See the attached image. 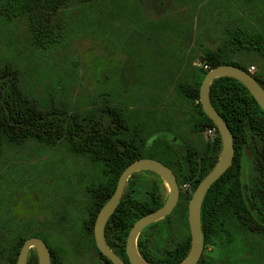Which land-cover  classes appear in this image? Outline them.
<instances>
[{"label":"trees","instance_id":"obj_1","mask_svg":"<svg viewBox=\"0 0 264 264\" xmlns=\"http://www.w3.org/2000/svg\"><path fill=\"white\" fill-rule=\"evenodd\" d=\"M103 1L110 4V8L108 5V8L102 9L106 13L113 12L112 4L117 5V11L112 13L111 18L122 19L128 6L138 10V5L133 0L129 4L127 0ZM175 1L182 2V6L188 5L186 11L195 13L198 9L202 10L203 4L200 3L204 0ZM247 1L259 10L260 18L264 22V0ZM220 3L216 2L217 8L214 11L215 14L219 12V17L233 10L229 7L224 10V4L230 5L229 0L222 5ZM98 4L97 0H0V13L4 15L0 22L10 24L5 34L1 35L0 32L1 43H8V47L3 46L2 49L6 50L0 56V153L5 145H22L28 141H34L46 149L64 143L71 154L95 164L98 167L97 173L104 174V182L99 181L94 185V192L98 197L93 200V204L95 201L98 203L93 217L96 210L110 197L119 175L130 162L142 157L161 161L174 173L179 186V197L171 213L164 218L163 226V220H158L144 228V241L139 253L150 264H179L190 248L187 221L189 199L199 181L217 162L221 150L220 135L212 120L203 112L199 101L201 81L208 69L219 64L230 63L248 71L251 60L243 64L227 61L230 55L245 53L250 56L256 53L264 59V31L254 30L251 26H240L230 19L224 25L221 17L223 28L221 31L219 27V30L225 35L221 44L215 48L198 44L195 50L189 49L188 59L195 60L198 50V58L201 60V64L192 66L191 77L181 80L182 82L176 80L178 71L183 68L180 64L176 67L177 74L169 72L168 82L160 86L161 92L166 93L176 80L175 89L184 101L179 112L190 127L188 134L176 123H170L165 118L159 120L148 114L143 116L145 120H139V116L127 112L126 106L119 100L125 96L130 81L127 86L120 85L118 89L102 83L99 94L93 96L92 104L83 106L82 109L71 106L73 110H70L66 99L55 98L54 94L44 92L37 83L29 79L30 75L35 76L37 72L42 74L44 71L41 69H53L52 64L42 66L41 61H54L59 48L72 34L80 36L104 29L105 34L102 36L105 37V42L112 41L113 35L117 34L121 39L125 35L126 40L123 42L126 44L131 36L132 21L143 24L154 36L161 35L163 42L172 32L170 43L180 42L181 45L186 44L189 47L190 35H184V30L179 26L182 23L177 21V18H183L175 16L177 14L167 11L159 20L148 21H143L140 14L133 15L137 20L130 21L125 16L123 28L109 35L105 25L106 19H109L108 14L105 18L95 16V11L101 9ZM21 19L25 20L27 53L31 57L23 64L20 62L22 55L17 56L18 49L14 52L17 41L13 36L16 29V24L13 23ZM233 22L236 25H231ZM29 60L35 63H27ZM78 64L73 66L78 67ZM67 71L75 74L72 67ZM252 74L264 88V80L255 72ZM140 81L137 80L138 83ZM122 82L120 78V83ZM140 85L147 86V97L152 98H147L148 100L159 101L157 99L160 93L156 97L153 95L156 83L148 81L145 84L141 82ZM110 98H113L114 103L110 102ZM209 99L231 130L234 154L230 166L210 186L201 203L200 226L203 242L205 247H211L217 254L206 264H264V111L248 89L230 76L216 77L211 81ZM159 124L174 127L176 141L157 136L148 142L156 131L154 128ZM210 128H215L216 131L209 140L203 136H193L203 134ZM144 129L147 132L149 130L150 134L143 133ZM244 165H248L247 171ZM144 172L155 177L149 179L145 186L135 180L136 174ZM183 184H188L190 190L183 191ZM246 196L253 208L247 202ZM166 197L167 190L156 173L143 170L128 178L120 201L105 229L106 238L116 240L115 244L109 241L107 244L126 264H130L125 252V239L129 229L139 217L160 207ZM163 233L171 240V245L165 249L167 253L157 251L156 245L148 246L146 242L157 241ZM30 236L41 235L28 233L23 236L9 232L6 238L8 244L3 243V237H0V257L4 264H16L21 246ZM98 253L105 264H113ZM26 264H38L35 252L28 255ZM50 264H62V258L52 255Z\"/></svg>","mask_w":264,"mask_h":264},{"label":"rangeland","instance_id":"obj_2","mask_svg":"<svg viewBox=\"0 0 264 264\" xmlns=\"http://www.w3.org/2000/svg\"><path fill=\"white\" fill-rule=\"evenodd\" d=\"M98 1V8L101 9L95 11V16L105 18L108 14L109 19H106L105 25L109 30V33L107 32L109 35L111 32H119L123 28L122 22L125 21L123 20L125 16L130 21L135 18L133 15L140 14L143 16V21H148L159 19L165 12L170 11L183 18L176 17L177 21L182 23L179 26L184 30V35L186 37L190 35L189 47L187 48L186 44L181 45L180 42L170 43L173 37L172 32L168 35L167 42H163L162 38L160 39L161 35L154 36L143 24L132 21L131 36L129 43L126 44L123 42L126 40L125 35L121 39L117 34L113 35L112 41L105 42V37L102 36L105 34L104 29L102 31L97 29L94 33L81 34L80 36L72 34L59 48L54 61H41L44 64H41L42 66L52 64L53 69H41L44 72L42 74L37 72L35 76L30 73L29 79L37 83L44 92L54 94L55 98L66 99L70 107H80L81 109L91 103L94 95L99 94L98 92L103 86L100 84L106 83L107 86L112 85L114 89H118L120 85L127 86V82L130 81L127 91L125 90V96L119 100L123 106H126L127 112L139 116V120L144 119L143 116L148 114L152 117L154 115L159 120L165 118L170 123H176L188 134L190 127L184 122L183 116L179 112L184 101L175 89V84L176 80L182 82L181 80L189 79L192 66L201 64L198 50V57L195 60L188 59L189 49L195 50L198 44L209 48L219 46L225 39L224 33L221 32L223 28L221 17H223L224 25H227L230 19L240 26H251L254 30L264 31V22L260 18L259 10L253 8V4L251 5L247 0L241 2L229 0L230 5L224 4L226 7L224 10L227 7L233 8V10L226 12L223 16L220 15V17L218 16L219 12L214 13L217 8L216 2L218 4L221 2L220 5H222L227 0H219V2L218 0H204L200 3V5L203 4L202 10L198 9L195 13L187 12L188 5L182 6L180 4L182 2L175 0H133L137 3L138 10L126 7L122 19L111 18L112 13L117 11V5L112 4L113 12L106 13L102 9L108 8V5L110 8V4L103 0ZM130 1L132 0H127V4ZM75 13L78 15V10ZM2 16L4 15L0 13V20L3 18ZM73 17L75 19L76 15ZM15 21L17 23H13L16 24L13 36L17 43L14 45V52L18 49L19 54H16L19 57L22 55L20 62L23 64L30 57L27 53L28 36L25 33V20ZM234 22L231 25H236ZM9 27V23L0 22L1 35L5 34V30H8ZM137 40L138 43H136ZM7 45V42L1 43L0 41V56L6 50L2 49L3 46L8 47ZM248 60H251L249 66L255 68L253 72L264 80V59L256 53L250 56L241 53L227 57V61L239 64L246 63ZM32 62L29 60L27 63ZM76 63H79L78 67L73 66ZM179 64L183 68L178 71L179 74L169 90L163 94L160 86L164 82H168L170 71L177 74L176 67ZM70 67L74 68L75 74H69L67 69ZM167 69L168 72H166ZM34 71L33 73H35ZM124 71L127 74L121 75ZM120 78L123 80L122 83H120ZM137 80L141 81L138 83ZM148 81L157 84L156 89L153 90L154 94H152L156 97L160 93L157 99L159 101L148 100L151 97H147V86L140 85L141 82L145 84ZM107 92L109 91L107 90ZM109 100L114 103L113 98ZM70 110H73L72 107ZM171 127L159 124L154 128L156 131L148 142L157 136L176 141V137L173 135L174 127L172 130ZM142 132L150 134L149 130L147 132L144 129ZM193 136L197 138L203 136L204 138V133ZM211 137L208 135L206 140ZM247 166L244 165L246 171L248 170ZM97 170L98 167L95 164L83 157L71 154L64 143H60L52 149H46L34 141L15 146L5 145L0 153V237H3V243L8 244L4 238H8L9 232L23 236L39 232L46 236L48 244L56 250L57 247L61 248L60 246L65 248L63 239L72 241L73 239L65 230L69 219L64 210L67 203L68 205L69 202L77 203L75 198H69V200L63 198L64 193L70 192L66 187L69 186L74 194L77 183L81 181L82 177L88 181L90 177L99 174ZM90 174L92 175L90 176ZM137 177L139 184L144 186L149 179H155L154 175L145 172ZM210 249L211 247L208 248V250ZM70 256V254L65 256L64 264H104L96 255L85 259ZM0 264H4L2 257H0Z\"/></svg>","mask_w":264,"mask_h":264},{"label":"water","instance_id":"obj_3","mask_svg":"<svg viewBox=\"0 0 264 264\" xmlns=\"http://www.w3.org/2000/svg\"><path fill=\"white\" fill-rule=\"evenodd\" d=\"M220 76H230L240 81L264 111V88L255 80L252 73L230 63L219 64L207 70L199 87V101L203 112L212 120L220 135L221 150L217 162L199 181L189 199L187 219L191 238L190 248L186 257L179 264H196L198 261L203 249V238L200 226V208L202 200L210 186L230 166L234 154L233 135L231 130L220 114L212 106L209 99L210 83L214 78ZM143 170L152 171L161 178L167 190V197L160 207L139 217L129 229L125 243V250L130 264H150L142 258L137 249L138 235L147 225L167 216L173 210L178 201L179 186L171 168L161 161L150 157L137 158L130 162L119 175L112 195L100 208L94 223V240L96 246L98 250L113 264H125V262L105 243L103 236L104 226L117 207L128 178L131 174ZM246 199L251 208H253L251 201L247 196ZM30 248L36 250L38 264H50L49 249L45 242L39 237H29L24 240L19 250L16 264H26Z\"/></svg>","mask_w":264,"mask_h":264},{"label":"flooded vegetation","instance_id":"obj_4","mask_svg":"<svg viewBox=\"0 0 264 264\" xmlns=\"http://www.w3.org/2000/svg\"><path fill=\"white\" fill-rule=\"evenodd\" d=\"M103 73H100V74H103ZM123 74H127V72L124 71ZM204 138L206 139L205 135H204ZM91 175L92 174H90V176ZM137 175H139V174H136L135 180L138 183ZM65 178H68V177H65ZM99 181L104 182V174H95L94 176L90 177L88 179V181H85V178L82 177L81 181L77 183V187L75 189L74 194H72V189L69 188V186L66 187L67 190H70V192L68 191L67 193H64L65 195L63 196V198L66 200H69V198H71V199L75 198L77 203L69 202V205L67 203L66 209L64 210V213L66 214V216L69 219L66 223L65 230L67 233H69V237H71V239H73V241L67 240L66 238L63 239V241L65 243V248H63L62 246L59 245L61 248L57 247L58 249L56 250L52 245L48 244V242L46 241V236L42 233L34 232L35 234H38L41 236H30V237L41 238L45 242V244L47 245V247L49 249V255L50 256L54 255L58 258H62V264H64L63 259L65 258L66 255L68 256V254H70L71 256L73 255V257L78 256V257H81L84 259L85 258H91V256L96 255L97 258L102 260V258L100 257V255L98 253L100 251L98 250L96 243H95V240H94V223H95V219H96V216H97L100 208L104 205V203L109 198L107 200H105L104 203H102V205L98 208V210H96V214L93 217V213H94L93 211L95 210V206L98 203L97 201H95L94 202L95 205L93 204V200L97 199V197H98V195L94 192V189H95L94 185L98 184ZM66 184H68L67 181H66ZM126 184H127V182H126ZM126 184H125V186H126ZM124 189H125V187H124ZM124 189H123V191H124ZM90 191H92V192H90ZM187 213H188V210H187ZM92 217H93V220H92ZM109 218H108V220H109ZM164 218L160 219V220H163V221H161L162 226L164 225ZM108 220H107V222H108ZM187 221H188V219H187ZM107 222L104 226V231H103L105 243L107 244L109 241L111 244H115L116 240L114 241L113 239L106 238V236H105V229L107 228ZM90 228H92V229H90ZM188 228H189V226H188ZM143 230H144V228L141 230V232L139 233L138 238H137V249H138V251L141 249V245L143 244V241H144L142 239V237H144L142 235ZM27 238H29V237H27ZM4 239L6 242L7 239L6 238H4ZM1 241L3 242V239H1ZM146 242H147L148 246H150V244L156 245V250L160 251L161 253H167L165 249L171 245V240H168V238L164 236V233L161 234L160 239H158L157 241H149V242L146 241ZM125 243H126V239H125ZM108 247L110 248L109 245H108ZM208 248L209 247H205L204 242H203V249H202V252H201L200 257H199L198 261L196 262V264H198V263H202V264L209 263V259L211 257H214L217 255L211 249L208 250ZM110 249L112 250V248H110ZM148 249L150 250L151 248L149 247ZM34 252H35L36 257H37V253H36V250L34 248L29 249L28 255L30 253H34ZM125 252H126V250H125ZM71 262H73V261L71 260ZM125 264H126V262H125Z\"/></svg>","mask_w":264,"mask_h":264},{"label":"built area","instance_id":"obj_5","mask_svg":"<svg viewBox=\"0 0 264 264\" xmlns=\"http://www.w3.org/2000/svg\"><path fill=\"white\" fill-rule=\"evenodd\" d=\"M205 69H208V66L207 65H204L203 66ZM254 66H250L249 67V69H248V71L250 72V73H253V71H254ZM215 128H210V129H208L206 132H204V135L206 136V138H207V136L209 135L210 137H211V135H214L215 134ZM212 138V137H211ZM182 190L183 191H187V190H190L189 189V185L188 184H183V186H182Z\"/></svg>","mask_w":264,"mask_h":264},{"label":"crops","instance_id":"obj_6","mask_svg":"<svg viewBox=\"0 0 264 264\" xmlns=\"http://www.w3.org/2000/svg\"><path fill=\"white\" fill-rule=\"evenodd\" d=\"M164 14H165V13H164ZM164 14H163V16H164ZM172 14H175V13H172ZM160 18H162V16H161V17H159V19H160ZM159 19H155V20H159Z\"/></svg>","mask_w":264,"mask_h":264}]
</instances>
